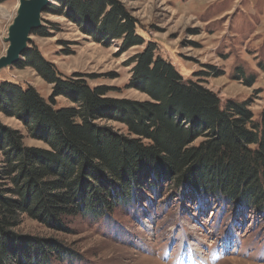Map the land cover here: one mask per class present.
Returning <instances> with one entry per match:
<instances>
[{"label":"trees","instance_id":"16d2710c","mask_svg":"<svg viewBox=\"0 0 264 264\" xmlns=\"http://www.w3.org/2000/svg\"><path fill=\"white\" fill-rule=\"evenodd\" d=\"M44 11L68 17L99 43L120 41L124 52L143 46L129 60L128 87L149 100L107 98L109 88L67 79L26 48L14 65L33 67L53 94L46 100L31 86L2 81L0 112L49 149L27 146L20 131L0 121V264H47L70 251L57 239L24 236L17 230L24 216L62 231L65 219L113 210L153 182L181 189L202 210L264 215V108L256 120L248 102L222 106L201 80H185L119 0H54ZM42 27L33 33L46 36ZM243 81L253 85L255 78ZM61 95L73 105L57 108Z\"/></svg>","mask_w":264,"mask_h":264},{"label":"rangeland","instance_id":"374dc122","mask_svg":"<svg viewBox=\"0 0 264 264\" xmlns=\"http://www.w3.org/2000/svg\"><path fill=\"white\" fill-rule=\"evenodd\" d=\"M19 1L0 0V57L7 52ZM119 1L138 20V32L156 43L157 55L171 62L185 80H201L220 97L222 106L228 100L248 102L259 118L264 108V0ZM41 22L47 35L32 33L28 47L36 48L67 79L105 86L110 89L106 97L113 100H149L128 87L133 67L129 60L143 46L124 52L120 41L99 43L78 23L49 11H43ZM238 67L243 79L254 76L253 85L236 79ZM2 81L31 86L46 100L54 90L30 66L1 69ZM56 104L73 105L63 95L56 97ZM0 121L20 131L27 146L49 149L17 118L0 112ZM99 124L126 131L119 123ZM153 184L113 210L65 219L62 231L27 216L17 230L26 237L57 239L70 249L47 264H264L263 214L238 207L223 213L218 207L202 210L198 201H187L181 189Z\"/></svg>","mask_w":264,"mask_h":264},{"label":"water","instance_id":"95a60500","mask_svg":"<svg viewBox=\"0 0 264 264\" xmlns=\"http://www.w3.org/2000/svg\"><path fill=\"white\" fill-rule=\"evenodd\" d=\"M49 3L50 0H20L16 17L9 27L7 52L0 57V71L20 59L28 47L30 35L42 25V13Z\"/></svg>","mask_w":264,"mask_h":264},{"label":"bare ground","instance_id":"6f19581e","mask_svg":"<svg viewBox=\"0 0 264 264\" xmlns=\"http://www.w3.org/2000/svg\"><path fill=\"white\" fill-rule=\"evenodd\" d=\"M19 3H20V1H19ZM22 55V54H21ZM20 58H21V56H20ZM156 262H157V260H156Z\"/></svg>","mask_w":264,"mask_h":264}]
</instances>
